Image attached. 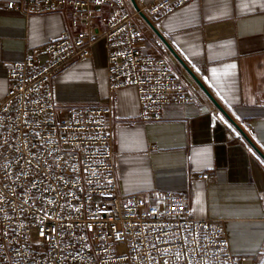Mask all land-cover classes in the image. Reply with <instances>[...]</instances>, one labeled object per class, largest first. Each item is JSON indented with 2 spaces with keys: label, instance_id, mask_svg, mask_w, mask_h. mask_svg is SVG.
<instances>
[{
  "label": "built area",
  "instance_id": "1",
  "mask_svg": "<svg viewBox=\"0 0 264 264\" xmlns=\"http://www.w3.org/2000/svg\"><path fill=\"white\" fill-rule=\"evenodd\" d=\"M195 0H20L24 15H68L42 52L8 66L0 97V264H243L222 224L192 216L188 197L165 191L148 201L123 195L114 163V102L60 104L51 81L64 67L106 48L111 92L132 85L134 122L161 121L167 103H187L169 60L143 48L144 21ZM110 13L102 16L101 8ZM202 174L201 178H206ZM33 238L35 240H33Z\"/></svg>",
  "mask_w": 264,
  "mask_h": 264
},
{
  "label": "crops",
  "instance_id": "2",
  "mask_svg": "<svg viewBox=\"0 0 264 264\" xmlns=\"http://www.w3.org/2000/svg\"><path fill=\"white\" fill-rule=\"evenodd\" d=\"M9 1L20 0H0V97L9 85L10 63L31 50L44 59L43 47L68 21L60 12L9 11ZM133 7L130 0L127 9ZM110 10L102 7V16ZM148 20L141 24L144 50L168 58L193 101L164 104L161 121L134 122L135 87L109 90L102 40L91 58L55 74L56 100L111 99L119 191L148 201L165 191L184 194L192 216L223 225L243 264H264V0H195Z\"/></svg>",
  "mask_w": 264,
  "mask_h": 264
},
{
  "label": "water",
  "instance_id": "3",
  "mask_svg": "<svg viewBox=\"0 0 264 264\" xmlns=\"http://www.w3.org/2000/svg\"><path fill=\"white\" fill-rule=\"evenodd\" d=\"M133 2H134V4H135V1H134V0H133ZM135 7H136V4H135ZM142 17H143L146 21L149 22L148 18H147L144 14H142ZM216 104H217V103H216Z\"/></svg>",
  "mask_w": 264,
  "mask_h": 264
},
{
  "label": "rangeland",
  "instance_id": "4",
  "mask_svg": "<svg viewBox=\"0 0 264 264\" xmlns=\"http://www.w3.org/2000/svg\"><path fill=\"white\" fill-rule=\"evenodd\" d=\"M33 240H35V239L33 238Z\"/></svg>",
  "mask_w": 264,
  "mask_h": 264
}]
</instances>
